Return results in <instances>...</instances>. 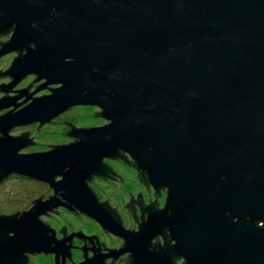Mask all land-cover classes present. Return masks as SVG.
<instances>
[{
	"label": "water",
	"instance_id": "obj_1",
	"mask_svg": "<svg viewBox=\"0 0 264 264\" xmlns=\"http://www.w3.org/2000/svg\"><path fill=\"white\" fill-rule=\"evenodd\" d=\"M10 27L0 40V54L16 51L0 71L11 76L0 82V108L12 104L0 114V180L33 178L52 194L0 214V264H26L21 251L37 250H52L53 264L59 253L63 264L68 246L83 256L70 264H110L125 250L127 264H175L179 255L180 264H264V0H0V34ZM28 73L30 82L9 89ZM44 86L47 94L29 96ZM74 104L97 106L93 115L106 122L63 120L71 141L18 152L32 141L27 130L10 135L9 128L47 122ZM104 157L135 167L154 196L165 187L161 208L127 191L123 206L135 230L86 184L92 175L115 179ZM55 204L84 213L122 242L105 247L95 234L65 233L63 225L55 239L36 217L56 213ZM71 234L80 246L70 245Z\"/></svg>",
	"mask_w": 264,
	"mask_h": 264
},
{
	"label": "rangeland",
	"instance_id": "obj_2",
	"mask_svg": "<svg viewBox=\"0 0 264 264\" xmlns=\"http://www.w3.org/2000/svg\"><path fill=\"white\" fill-rule=\"evenodd\" d=\"M10 59V52H6L0 56V71L6 68ZM7 78V75L3 73L0 74V82H5ZM30 79L31 74L23 76L14 84V87L24 86ZM37 82L35 81L34 84ZM32 89L33 88L29 90L31 91ZM42 89L45 88H37L31 93L40 92ZM2 94L3 91L0 90V96H2ZM93 111H98V107L90 104H74L52 116L47 122L39 125L35 122L18 125L10 129V132L17 134L21 131L27 130L29 134L32 135L33 142L18 149L19 152H31L46 149L50 146L47 144L67 143L73 139L68 134H65L69 125L63 122V120L76 127H86L104 123L105 119L97 114L93 115ZM106 161L119 172L125 181L122 183L111 181L104 182L95 179L90 182L89 186L98 199L106 200L117 210V213L123 218L125 225H130L131 221L127 218L128 216L124 211L122 204L127 200L128 190H131V192L134 193L139 189L143 192V189L135 180L133 171L126 168L124 165H120L116 161ZM48 191L49 187L47 183L42 181L40 182L35 179L19 176H9L0 182V211L9 212L24 207L31 199L35 198L40 193L45 194ZM47 221L54 226L63 224L66 226L67 230L79 229L86 234L94 233L105 243V245L110 247H116L119 243V239L113 234L103 233L93 220L85 216H73L63 209H60L59 215L55 219H47ZM30 264H50V262L49 260L35 257L30 260Z\"/></svg>",
	"mask_w": 264,
	"mask_h": 264
},
{
	"label": "flooded vegetation",
	"instance_id": "obj_3",
	"mask_svg": "<svg viewBox=\"0 0 264 264\" xmlns=\"http://www.w3.org/2000/svg\"><path fill=\"white\" fill-rule=\"evenodd\" d=\"M11 31H12V27H10L8 30H7V32L6 33H2V34H0V40L1 41H3L4 39H7L8 37H9V35H10V33H11ZM10 53H11V58H12V56H14L15 54H16V51H9ZM24 52V48H22L21 50H20V53H23ZM6 53V52H5ZM2 54H4V53H2ZM2 54H0V56L2 55ZM11 60V59H10ZM10 62V61H9ZM2 71V70H1ZM4 74V73H3ZM28 74H31V78L34 76V74L33 73H28ZM28 74H26V75H28ZM5 75H7V74H5ZM26 75H24V76H26ZM7 80L5 81V82H2V83H6L8 80H10L11 78V76H9V75H7ZM19 80V79H18ZM17 80V81H18ZM31 80V79H30ZM30 80L28 81V82H30ZM44 79L43 78H39V79H34V81H31V84H29V86L26 88V92H29L30 90L29 89H31V88H34V82L36 81H38L37 83H39V82H41V81H43ZM17 81H15L13 84H11V86H9V89H13V88H19V87H14V84L17 82ZM27 82V83H28ZM33 82V83H32ZM36 83V84H37ZM26 85V84H25ZM24 85V86H25ZM58 84L57 83H47L45 86H48V87H54V86H57ZM44 86V88L45 89H42V91H40V92H34V93H30L29 94V96H39V95H41V94H47L48 92H49V89L47 88V87H45ZM37 89V88H36ZM35 89V90H36ZM1 91H3L2 89H0ZM5 93L6 94H8V95H11V94H14V93H16V90H7V91H5ZM3 94H4V91H3ZM2 94V95H3ZM23 97V94L22 95H20V96H18V97H16L15 99H14V101L15 102H17V101H19V100H21V98ZM31 97H27L26 99H24V101H21V102H19L18 104H15V106L12 108V109H16V108H18V107H20V106H22V105H24L26 102H28L30 99H31ZM19 99V100H18ZM12 107V104H9V105H7V106H5V107H2V108H0V114L2 113V112H5L4 110H6V109H10ZM99 109V108H98ZM31 122H35V123H37L38 125L40 124V123H38V121H31ZM105 122H106V120H105ZM28 123H30V122H28ZM44 123V122H43ZM24 124H26V123H24ZM42 124V123H41ZM18 125H22V124H18ZM18 125H14V126H12L11 128H9L8 130H7V133L8 134H10V135H17V134H19V133H12V132H10V129H12L13 127H15V126H18ZM22 132V131H21ZM27 137H30V140L33 142V140H32V135L31 134H29V132L27 133ZM50 146H48L46 149H42V150H37V151H43V150H47L48 148H49ZM19 152V151H18ZM32 152V151H31ZM106 160H112V161H116V162H118L120 165H124L126 168H128V169H130L131 171H133V176L135 177V180L137 181V183H138V185H140L141 187H142V189H143V192L139 189L138 191H135L134 193H132L131 192V190H128L129 191V193L131 194V196H132V199H135V197H136V193L137 192H139L140 193V198H141V200H142V203H148V201H147V198H149V201H152L153 200V198H155L156 199V207H158V208H161L162 207V205H163V202H164V196H165V187H163L162 186V188L159 186L158 187V190H159V193L157 194V195H155L154 196V194H153V190H154V188H153V186H151V184H149V183H146V185H147V188H148V190H146V188H145V185H144V183L141 181V180H139L138 178H137V174H136V168L135 167H133L132 165H130V164H127L125 161H123L122 159H118V158H107V157H104L103 158V161L108 165V166H110V169H112L113 170V172L115 173V174H118L120 177H121V180H119L118 179V176L117 175H115V174H113V176H114V178L115 179H113V178H111V177H108V176H104V177H101L100 175H92L91 177H89V180H86V184L89 186V184H90V182H92L93 180H95V179H97V180H101V181H104V182H109V181H111V182H119V183H122V182H124L125 180H124V178L119 174V172L111 165V164H109ZM9 176H19V177H25V176H21V175H18V174H14V173H9L5 178H7V177H9ZM5 178H3L2 180H4ZM25 178H29V177H25ZM55 178H59V176H55ZM31 179H33V178H31ZM2 180H0V182L2 181ZM36 180V179H35ZM39 181V180H38ZM41 182V181H40ZM45 183V182H44ZM48 185V184H47ZM49 187V186H48ZM90 187V186H89ZM92 190V189H91ZM93 191V190H92ZM94 193V192H93ZM48 194H52V189H51V187H49V191L47 192V193H45V194H40V197H39V199L40 200H43L44 198H47V195ZM95 194V193H94ZM96 196V195H95ZM37 197V196H36ZM35 197V198H36ZM97 197V196H96ZM128 198H129V194H128V192H127V200H128ZM98 199V198H97ZM98 200H102V199H98ZM126 200V201H127ZM125 201V202H126ZM125 202L122 204V207H123V209H124V211L126 212V214H127V218L128 219H130V221H131V224L130 225H125L124 224V222H123V218L121 217V215H119L118 213H117V210L115 209V212L118 214V216H119V219H120V222H121V224H122V226L124 227V228H132L133 230H135L137 227H136V221L132 218V215L130 214V212L126 209V207L125 206H123V205H125ZM32 204V201H29V203L27 204V205H25L24 207H21V208H17V209H14V210H12V211H9V212H1L0 211V214H2V215H6V214H10V213H12V212H14V211H20V210H26L30 205ZM109 204V203H108ZM132 204H133V206H134V213L136 214V216H138L139 215V210H138V206H137V204L135 203V202H132ZM110 205V204H109ZM111 206V205H110ZM51 207V209H55L56 210V213L55 212H53V211H50V210H47V209H44V212H46V213H48V214H44V213H42V212H39L37 215H36V217L40 220V221H42L44 224H46L48 227H50V228H52L53 229V236L55 237V239H57L58 237H60L61 236V231H59L58 229L61 227V225H63V224H61V225H58V226H54V225H51L50 224V222H48L47 221V219L48 220H52V219H55L58 215H59V211H60V209H63V210H65V211H67V212H69L71 215H73V216H85V217H87V218H89V219H91V220H93L92 218H90V217H88L87 215H85L84 213H82V212H80V211H78V212H73V210L72 209H69V208H67L65 205H61V204H55L54 206H50ZM140 219L139 218H137V221H139ZM94 222H95V224H97V226L103 231V233H108V234H110V232H107V231H104L103 229H102V227L95 221V220H93ZM261 223V220H257L256 221V224H260ZM64 226V230H65V233H69L70 231H77V230H74V229H72V230H67L66 229V226L65 225H63ZM79 230V229H78ZM80 231V230H79ZM80 233L81 234H83V235H89V234H86V233H83L82 231H80ZM6 234H12V232L11 231H7L6 232ZM91 234H94V233H91ZM96 235V234H95ZM114 235V234H113ZM115 236V235H114ZM116 238H118L119 239V243L117 244V246L116 247H114V246H111V247H114V248H117L118 247V245L122 242V239L120 238V237H118V236H115ZM156 237H157V239H158V242H159V244H161L162 243V238H161V236H160V234H156ZM96 239H97V241L98 242H100L101 240L97 237V235H96ZM153 239H154V237H152L151 239H150V242H152L153 241ZM70 240H72L73 242H71L70 241V245H72V244H74L75 246H80L81 244H82V238H80V237H78V236H76V235H74V234H71V237H70ZM67 242V240H64V243H66ZM84 242H87V240H86V237H84ZM92 242H93V246H96V243L94 242V238H92ZM169 242L170 243H172L173 242V239L172 238H170L169 239ZM51 244H53V242H50V245ZM103 245L105 246V247H110V246H107V245H105V243L103 242ZM88 246H90V242H88ZM99 251H103V252H105L106 251V249H102V245L101 244H99ZM68 250H69V258L66 256V255H64L63 256V264H70V260L73 262V263H75V262H78L79 260H82V258H83V256L81 255V253H82V250L79 248V247H74V246H68ZM21 253H24V255H25V263L26 264H30V260L31 259H33V258H35V257H40L41 259H46V260H49V262H50V264H53V254H54V252L52 251V250H50V251H45V252H43L42 250H37V251H32V252H29V251H21ZM85 253H86V257H88L90 254H92V251L91 250H89V249H87V248H85ZM127 254H128V251L127 250H125V251H122V252H120V253H118L117 254V256L115 257V258H113V261L110 263V264H127V261H125L124 262V258H127ZM111 258V256H104L103 257V259H104V262H108L109 261V259ZM70 259V260H69ZM184 259V257L182 256V255H179L177 258H173V261H174V263L175 264H180V261L181 260H183ZM57 263L59 264L60 263V254L59 253H57Z\"/></svg>",
	"mask_w": 264,
	"mask_h": 264
}]
</instances>
